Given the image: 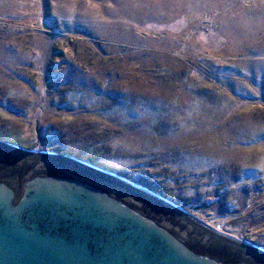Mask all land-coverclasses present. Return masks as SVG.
<instances>
[{
  "label": "rangeland",
  "instance_id": "obj_1",
  "mask_svg": "<svg viewBox=\"0 0 264 264\" xmlns=\"http://www.w3.org/2000/svg\"><path fill=\"white\" fill-rule=\"evenodd\" d=\"M0 141L264 249V0H0Z\"/></svg>",
  "mask_w": 264,
  "mask_h": 264
},
{
  "label": "water",
  "instance_id": "obj_2",
  "mask_svg": "<svg viewBox=\"0 0 264 264\" xmlns=\"http://www.w3.org/2000/svg\"><path fill=\"white\" fill-rule=\"evenodd\" d=\"M29 152L0 141V264H264L115 171Z\"/></svg>",
  "mask_w": 264,
  "mask_h": 264
},
{
  "label": "bare ground",
  "instance_id": "obj_3",
  "mask_svg": "<svg viewBox=\"0 0 264 264\" xmlns=\"http://www.w3.org/2000/svg\"><path fill=\"white\" fill-rule=\"evenodd\" d=\"M29 153H33V154H41V155H47V154H46L47 152L32 151V150H30ZM116 179H118V180H120V181H123V182H125V183H127V184H129V185H131V186H133V187H135V188H137L138 190H140V191H142V192H144V193H146V194H148V195H150V196H153V197H155V198H157V199L163 201L164 203L168 204L169 206L173 207L174 209L178 210L179 212L183 213L184 215L188 216L189 218L193 219V220L196 221L197 223H199V224H201L202 226H204L201 222H199V221H197L196 219H194V217H193L192 215H190L189 213L185 212L184 209L178 207L177 205H171V204H169L168 202H166V201L162 200L161 198H159L158 196H156V194H153V193H151V192H149V191H147V190H145V189H143V188H141V187H139V186H136V185H135L134 183H132V182H131V183L128 182V181H129L128 179H125V178H123V180H122V179H119V178H116ZM204 227L207 228L208 230H210L211 232H213V233H215V234H217V235L223 237V238L229 239V240H231V241H234V242L239 243V244L244 245V246H248V247L255 248V245H252V244H249V243H248V244H249V245H248L246 242H243L241 239L237 238L238 236L234 237V236H232V235H231V236H229V235H227V234L224 235V234H222L221 232H219V230L214 229V230L212 231V228H210V227H206V226H204ZM234 234H235V233H234ZM263 253H264V252H263Z\"/></svg>",
  "mask_w": 264,
  "mask_h": 264
}]
</instances>
